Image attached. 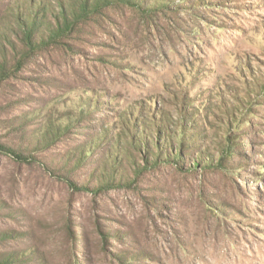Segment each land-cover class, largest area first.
<instances>
[{
  "label": "rangeland",
  "instance_id": "rangeland-1",
  "mask_svg": "<svg viewBox=\"0 0 264 264\" xmlns=\"http://www.w3.org/2000/svg\"><path fill=\"white\" fill-rule=\"evenodd\" d=\"M0 264H264V0H0Z\"/></svg>",
  "mask_w": 264,
  "mask_h": 264
},
{
  "label": "trees",
  "instance_id": "trees-1",
  "mask_svg": "<svg viewBox=\"0 0 264 264\" xmlns=\"http://www.w3.org/2000/svg\"><path fill=\"white\" fill-rule=\"evenodd\" d=\"M238 126L237 125H235V128H237ZM235 144L237 143V142H234Z\"/></svg>",
  "mask_w": 264,
  "mask_h": 264
}]
</instances>
